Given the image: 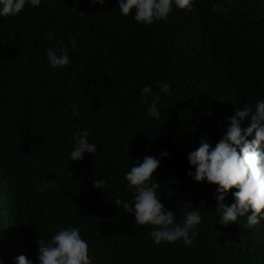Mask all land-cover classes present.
I'll return each mask as SVG.
<instances>
[{"label": "trees", "instance_id": "trees-1", "mask_svg": "<svg viewBox=\"0 0 264 264\" xmlns=\"http://www.w3.org/2000/svg\"><path fill=\"white\" fill-rule=\"evenodd\" d=\"M59 42L71 63L53 69L45 49ZM156 81L172 94L161 96L153 119L140 89L158 93ZM262 99L264 0H192L147 26L121 15L116 0H41L0 18V258L36 264L40 236L71 225L92 264H264V221L217 223V186L187 176L200 138L214 147L237 108ZM84 128L97 151L71 162V136ZM165 151L153 173L165 209L177 222L201 212L191 246L153 243L155 226L136 224L114 203L131 201L125 172ZM102 178V190L93 187ZM37 184L47 190L37 193Z\"/></svg>", "mask_w": 264, "mask_h": 264}, {"label": "clouds", "instance_id": "clouds-1", "mask_svg": "<svg viewBox=\"0 0 264 264\" xmlns=\"http://www.w3.org/2000/svg\"><path fill=\"white\" fill-rule=\"evenodd\" d=\"M106 0H90L95 6L104 5ZM192 0H116L120 14L127 17L132 13V19L145 26L155 22L166 21L173 7L185 9L191 7ZM41 0H0V18L15 17L25 5L38 8ZM48 47L45 55L49 67L62 69L70 65V56L63 45ZM73 47L76 41H70ZM159 92H154L152 84H146L140 89V98L147 103L146 114L158 119L161 96L171 95L168 82H155ZM151 99L149 100V98ZM73 116L79 118L78 105L70 104ZM247 121L246 127L241 123ZM228 128L223 137L213 147L205 138H200L199 147L187 154L189 170L187 176L196 182L206 181L216 185L215 200L217 207L215 213L218 222L227 226L237 223L238 218L246 217L247 225L254 226L264 221V99L257 100L255 105L245 104L237 108L235 114L228 118ZM90 133L84 128L74 132L69 153L70 161L83 160L84 153L94 154L97 145L89 142ZM251 137V139H249ZM128 145V144H127ZM125 151L128 152V148ZM168 153L161 152L159 159L155 155H144L142 161L126 171L124 180L132 193L131 201L115 200V205L122 206L125 213L134 217L135 223L141 226L150 224L152 228L149 235L153 243H174L182 241L184 246L193 245L198 235V225L202 222L199 210H188L182 221L177 222L176 214L165 209L161 202V185L156 181L153 173L160 164V160L167 158ZM153 178H155L153 180ZM104 178L93 180V187L102 190ZM234 202L225 203L230 189ZM47 190L46 184H37L35 191L42 193ZM251 210V215L246 214ZM57 230L45 240L40 236L37 241L36 264H92L88 255V242L82 238L81 228L78 226H56ZM14 264H34L24 255L13 258ZM0 264L5 261L0 258Z\"/></svg>", "mask_w": 264, "mask_h": 264}, {"label": "rangeland", "instance_id": "rangeland-1", "mask_svg": "<svg viewBox=\"0 0 264 264\" xmlns=\"http://www.w3.org/2000/svg\"><path fill=\"white\" fill-rule=\"evenodd\" d=\"M249 214L251 215V210H249Z\"/></svg>", "mask_w": 264, "mask_h": 264}]
</instances>
